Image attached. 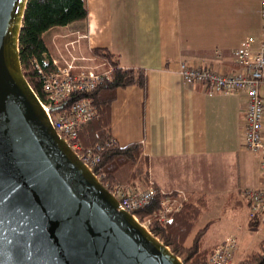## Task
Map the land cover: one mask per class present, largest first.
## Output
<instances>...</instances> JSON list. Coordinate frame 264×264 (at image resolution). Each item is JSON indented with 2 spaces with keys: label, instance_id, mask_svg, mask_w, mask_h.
Returning <instances> with one entry per match:
<instances>
[{
  "label": "crops",
  "instance_id": "obj_1",
  "mask_svg": "<svg viewBox=\"0 0 264 264\" xmlns=\"http://www.w3.org/2000/svg\"><path fill=\"white\" fill-rule=\"evenodd\" d=\"M86 2V20L45 32L48 55L61 64L103 66L92 50L106 47L122 65L145 68L147 88L118 89L112 104L114 137L123 145L142 144L150 178L159 188L179 193L185 203L205 196L208 208L199 222L207 230L232 209L226 238L238 237L235 254L243 257L263 233L256 234L250 225L242 197L245 188L260 181V157L243 141L248 95L215 92L203 82L187 81L180 62L203 63L223 73L240 71L243 65L233 52L247 37L261 34L262 0ZM210 192L223 199L218 213L211 212ZM205 212L210 214L203 220Z\"/></svg>",
  "mask_w": 264,
  "mask_h": 264
},
{
  "label": "water",
  "instance_id": "obj_2",
  "mask_svg": "<svg viewBox=\"0 0 264 264\" xmlns=\"http://www.w3.org/2000/svg\"><path fill=\"white\" fill-rule=\"evenodd\" d=\"M29 0H0V264H185L52 123L27 79Z\"/></svg>",
  "mask_w": 264,
  "mask_h": 264
},
{
  "label": "trees",
  "instance_id": "obj_3",
  "mask_svg": "<svg viewBox=\"0 0 264 264\" xmlns=\"http://www.w3.org/2000/svg\"><path fill=\"white\" fill-rule=\"evenodd\" d=\"M88 16L86 0H29L20 36V59L27 79L42 100H45L44 75L55 68L47 53L45 32L54 26L86 20ZM92 52L105 62L111 74L93 90L75 91L70 95L67 105L88 96L96 109V115L81 126L80 137L85 146H93L100 153L98 166L111 182H124L117 173L122 166L131 165V182L160 189L151 182L148 157L143 153L142 144L133 141L123 145L112 132V104L118 89L129 85L147 88V72L143 67L122 65L119 56L106 47H95ZM94 170L98 172V167ZM162 196L158 191L147 204L135 211L141 221L152 219L160 209ZM206 208L208 200L205 196L189 200L174 212L168 225L154 220L150 223V229L185 264L208 263L215 245L206 244L207 226L196 229ZM256 224L257 220L250 217V225ZM243 260L246 264H264V229Z\"/></svg>",
  "mask_w": 264,
  "mask_h": 264
},
{
  "label": "built area",
  "instance_id": "obj_4",
  "mask_svg": "<svg viewBox=\"0 0 264 264\" xmlns=\"http://www.w3.org/2000/svg\"><path fill=\"white\" fill-rule=\"evenodd\" d=\"M262 31L260 36H249L233 52L236 60L243 65L240 71L223 73L203 63L180 62V71L187 81L205 83L212 91L225 93L245 92L248 99L243 116V141L245 146L260 157V181L256 186L243 190L242 197L248 203L249 215L257 220L255 233L264 229V0L261 3ZM221 55L220 50H217ZM54 70L44 75L45 100L41 101L58 133L65 137L102 183L119 199L121 207L133 213L147 204L160 191V209L154 217L163 224L172 221L174 212L185 204V197L179 193L166 192L155 187H145L131 181L111 182L98 166L101 155L93 146H85L80 137L81 126L96 115L93 100L86 96L67 105L70 95L75 91H89L97 87L111 74L110 68L77 64L74 61L61 64L52 60ZM151 182H153L151 180ZM140 220V219H139ZM141 221V220H140ZM152 219L142 221L150 228ZM238 237L229 236L216 244L208 263L204 264H246L243 257H236Z\"/></svg>",
  "mask_w": 264,
  "mask_h": 264
},
{
  "label": "rangeland",
  "instance_id": "obj_5",
  "mask_svg": "<svg viewBox=\"0 0 264 264\" xmlns=\"http://www.w3.org/2000/svg\"><path fill=\"white\" fill-rule=\"evenodd\" d=\"M260 36L259 33H257V38ZM77 63V62H75ZM78 64V63H77ZM94 64V65H93ZM92 65L91 64H85L84 65H87V66H99L98 68L99 69H102V68H105V64L102 66V65H99V64H95L93 63ZM83 65V64H82ZM131 165H125V166H122L117 175H118V178L124 182L126 181H130V171H131ZM212 192H210V196H211V199H210V209H211V212L213 213H218L220 211V207L222 206L221 204L223 203V199L222 198H213L212 196ZM222 202V203H221ZM231 212H233L232 209H229L228 210V213L227 215L228 216H231ZM234 213V212H233ZM209 212H205L204 217H202V219H206L208 216H209ZM225 215L223 216V218L220 220L218 219L216 222L210 224V227L209 229L207 230V236H206V244H212L214 241H218L219 239H221L222 237L223 238H226V235L227 233L230 232V228H229V224H230V220L227 218L228 216ZM154 220H158L156 219L154 216L152 217V221ZM168 225V223L166 224ZM206 226V225H205ZM204 226V222L201 221L197 224V227L196 229H199V228H202V227H205ZM223 238L221 240H223Z\"/></svg>",
  "mask_w": 264,
  "mask_h": 264
}]
</instances>
